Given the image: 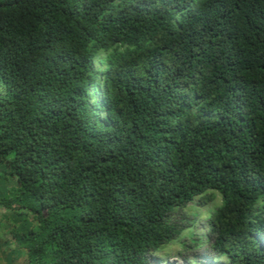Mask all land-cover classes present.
<instances>
[{
	"label": "trees",
	"instance_id": "obj_1",
	"mask_svg": "<svg viewBox=\"0 0 264 264\" xmlns=\"http://www.w3.org/2000/svg\"><path fill=\"white\" fill-rule=\"evenodd\" d=\"M0 206V264H264V0H0Z\"/></svg>",
	"mask_w": 264,
	"mask_h": 264
},
{
	"label": "rangeland",
	"instance_id": "obj_2",
	"mask_svg": "<svg viewBox=\"0 0 264 264\" xmlns=\"http://www.w3.org/2000/svg\"><path fill=\"white\" fill-rule=\"evenodd\" d=\"M4 212V209L0 206V213ZM2 228H5L6 225L3 223ZM197 228H200L199 226H197ZM195 233H199L201 232V229H195L194 230ZM175 250H177L175 247L166 250L167 252H161V255H159V257L157 258V264H185L184 261L178 257L175 254ZM224 257H216V258H209L208 261H210L211 264H220L223 262Z\"/></svg>",
	"mask_w": 264,
	"mask_h": 264
},
{
	"label": "clouds",
	"instance_id": "obj_3",
	"mask_svg": "<svg viewBox=\"0 0 264 264\" xmlns=\"http://www.w3.org/2000/svg\"><path fill=\"white\" fill-rule=\"evenodd\" d=\"M214 204H216V203H218V199H215L214 201ZM211 205V203H209V206ZM205 208V207H204ZM201 213L200 214H202V210L200 211ZM199 221V220H198ZM204 225V221H199V224H198V226L200 227V228H197V227H195L196 229H198V230H200L201 228H202V226ZM193 230H195V229H193ZM202 250V249H201ZM206 252L207 251H205V253L203 252L202 254H203V256L204 257H206V259H209V258H216V257H221V256H217V255H212V254H210L211 256L210 257H207L206 255ZM208 253V252H207ZM157 261V260H156Z\"/></svg>",
	"mask_w": 264,
	"mask_h": 264
}]
</instances>
